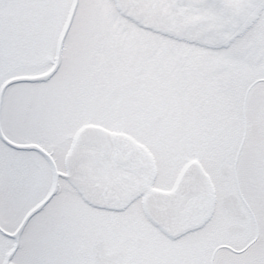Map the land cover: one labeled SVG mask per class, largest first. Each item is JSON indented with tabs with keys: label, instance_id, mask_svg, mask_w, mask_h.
<instances>
[{
	"label": "snow or ice",
	"instance_id": "obj_1",
	"mask_svg": "<svg viewBox=\"0 0 264 264\" xmlns=\"http://www.w3.org/2000/svg\"><path fill=\"white\" fill-rule=\"evenodd\" d=\"M0 264H264V0H0Z\"/></svg>",
	"mask_w": 264,
	"mask_h": 264
}]
</instances>
